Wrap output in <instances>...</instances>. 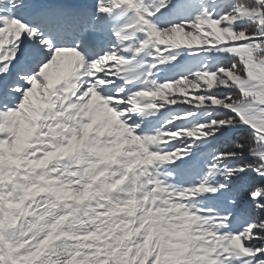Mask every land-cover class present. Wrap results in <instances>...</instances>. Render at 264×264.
Returning <instances> with one entry per match:
<instances>
[{
  "label": "rangeland",
  "instance_id": "rangeland-1",
  "mask_svg": "<svg viewBox=\"0 0 264 264\" xmlns=\"http://www.w3.org/2000/svg\"><path fill=\"white\" fill-rule=\"evenodd\" d=\"M106 2L108 4L106 11L113 14L112 20L108 21L106 17H101L100 23L115 27L121 41L125 36L129 39L130 43L121 44V47L133 53L132 59L139 55V63L147 65L141 68L140 80L146 85L152 75L153 64L159 62V60L147 59V56L152 55L149 49L156 47L157 55L162 56L165 50L159 49L160 42L167 44L168 48L177 47L170 44L173 42L183 44L187 48L198 49L233 38H245L240 33L220 28L219 23L211 21L210 18L203 21L199 29L191 33L180 29L175 32H162L160 36H156L152 22L147 20L151 15L147 11L150 5L145 4L144 0H106ZM92 10L91 14L90 11L84 12L89 20L96 14V0ZM125 13L123 19L117 20V17ZM138 32L148 34L143 42L133 39ZM184 46L179 47L184 48ZM103 51L102 46L100 52ZM126 59L117 56L113 68L119 70L121 61ZM107 63L108 61L104 60L97 65V68L107 66ZM243 63V72L246 76L238 73L235 75L233 72H227L226 69L222 70L224 77L205 72L201 78L174 84L170 89H161L160 95L142 96V99L145 105L155 108L156 111L164 105L177 104V101L182 99L181 104L166 113L176 119L173 114L179 112L184 104L196 102L197 105H205L211 102L218 107V104L225 101L218 99L215 95L217 91L207 94L206 90L233 82L236 90L239 89L235 98L243 94L247 108L242 110L237 106L240 103L239 99L223 104L226 105V109H231L236 117H239V122L243 121L244 124L249 125L260 140L264 141V64L256 59H244ZM79 64L80 61L77 60V63L74 61L73 66H69V61L65 60L60 65L54 66L43 84L38 83L25 108L10 113L6 123L0 121V131L9 133L8 139L0 140V203L10 206L5 210L0 204V264H44L45 261L55 264L57 260L60 264H217L218 254L226 245L242 248L243 241L235 238L229 240L222 236L217 231L220 225L216 219L206 214L202 215L205 209L201 206V202L192 198L200 191L209 190V185L204 183L205 177L211 180L215 176L223 175L224 167L220 164V160L213 157L210 159L209 170L203 176L190 177L192 183L201 182L198 190L187 189L173 183L168 179L172 174L162 167L169 160L182 155L189 133H194L196 139L207 135L203 132L204 125L179 126L176 132H166L157 128L154 139L134 138V134L130 135L127 127L122 133L117 134L100 131L96 125H93L87 135L77 131L74 134L75 139L72 138V134L61 138L58 144L62 147L54 146L57 141L52 139L50 134L41 133L37 136L33 131L32 135H27L28 131L43 119L44 112L50 104V96L54 97L48 91V85L64 78L70 70L72 75L78 73L79 67L75 65ZM89 71H92L91 67ZM197 88L205 90V94L198 95L201 90L198 91ZM142 91H155V89L146 87ZM63 94L68 98L69 93ZM55 95L57 97L51 100L54 101L51 107L55 106V102L64 103L67 99L64 96L65 99H61L60 91ZM96 103L103 104L106 101L100 99ZM212 109L214 108L206 107L204 114ZM87 111L88 109L82 110L80 119L90 123L91 118L86 114ZM59 119L58 117L57 120ZM217 122L224 124L216 119L212 120V123ZM21 130L23 131L18 136L17 132ZM223 134L224 131L218 133L200 151L204 152L212 147L211 144ZM170 142H173L170 149L166 148L165 146ZM150 145L156 150L152 151ZM68 146H72L75 150L67 152ZM61 148L66 151L65 155H51L47 161L41 160L46 152L57 153ZM79 153H87L95 164L96 179L88 177L80 181L79 174L70 179L71 172L76 171L78 166H74L70 171L63 169L52 171L57 163L66 162ZM257 154L264 159V153ZM35 157L39 160L30 162V159ZM62 171L63 175H61ZM100 173L104 175L101 176ZM42 175L44 181L39 180ZM117 180L120 183L114 188L107 187L95 197L80 201L71 197H65L63 200L57 198V192L64 189L66 184L68 185L66 191L77 192L83 191L86 184H92L95 190L103 185H112ZM37 183L46 190L33 189L32 192L25 193L26 188H33ZM133 192H135L134 197ZM29 200L30 204L26 205V201ZM129 200L133 201L132 204H128ZM19 201L22 206L25 205L26 214L16 213L11 207L12 203L18 204ZM49 201L55 203L56 207H61L60 211H56L58 215H68V212L74 211L77 217L87 220L89 225L87 233H95V235H88L85 239V231L69 232L66 226H62L54 234L52 242L44 252L34 256L35 241L27 235L25 228ZM206 206L219 207L217 198L209 196ZM108 213H111L110 217ZM89 216H96L97 219L89 220ZM71 219L72 217H69L65 225ZM144 220L148 222L144 223ZM104 221L107 223H102ZM113 221L116 224L121 221H131V223L125 229L115 226ZM110 226L112 231L109 233ZM22 232L25 239H20ZM61 232L66 234L61 235ZM61 242H67L69 245L63 253L57 248Z\"/></svg>",
  "mask_w": 264,
  "mask_h": 264
},
{
  "label": "snow or ice",
  "instance_id": "snow-or-ice-1",
  "mask_svg": "<svg viewBox=\"0 0 264 264\" xmlns=\"http://www.w3.org/2000/svg\"><path fill=\"white\" fill-rule=\"evenodd\" d=\"M144 3L150 5L147 11L151 15L147 20L152 22L156 36L180 29L191 33L210 18L218 22L220 28L240 33L245 38H233L198 49L168 48L167 44L160 42L159 49L165 50L162 56L157 55L156 47L149 49L152 55L147 59L159 62L153 64L146 85L140 80L141 68L147 65L139 63V55L132 59L133 53L121 47V44L130 43L129 39L125 36L121 41L115 27L100 23L101 17L112 20L113 14L106 11V0H96V14L90 20L82 12L64 8L58 0H0V121L6 123L10 113L25 108L38 83L43 84L54 66L65 60L73 66V62L79 60L80 64L75 65L79 72L73 75L67 87L61 85L58 89L61 99L63 93H69L66 101H57L54 107L46 109L43 119L27 135H32L33 131L37 136L50 134L57 141L54 146L62 147L58 144L61 138L72 134L75 139L77 131L87 135L93 125L100 131L117 134L127 127L134 138L151 139L155 138L157 128L176 132L179 126L204 125L203 132L207 135L196 139L194 133H189L182 155L162 167L172 174L168 179L173 183L198 190L201 182L192 183L190 177L204 175L209 170L208 159L201 167L203 157L211 155L226 165L223 175L211 180L205 177L204 183L209 185V190L192 197L205 209L202 215L216 219L220 225L217 231L222 236L243 241L242 248L226 245L218 254L217 264H264V159L257 154L264 153V141L243 121L239 124L212 123L213 119L219 118L211 113L210 118L205 117L204 109L219 111L220 108L211 102L184 104L173 114L176 117L173 119L166 113L181 104L182 99L177 104L164 105L159 111L145 105L142 99V96L160 95L161 89H170L174 84L196 80L205 72L224 77L222 70L226 69L246 76L244 59H256L264 64V0H144ZM21 9L40 23L26 22L18 15ZM124 15L126 13L117 20L123 19ZM147 35L138 32L133 39L143 42ZM102 46L104 51L101 53ZM117 56L127 58L121 61L119 70L113 68ZM104 60L108 61L107 66L97 68ZM90 67L92 71H89ZM146 87L155 91H142ZM212 91L206 90L207 94ZM197 94L204 95L205 90ZM100 99L106 103H96ZM218 99L225 100V103L239 99L237 106L242 110L247 108L243 94L239 98L220 96ZM83 109H88L86 114L91 118L90 123L80 119ZM224 112L235 116L231 109ZM235 118L239 120L238 116ZM241 128H246L251 135H242L244 141L239 136L233 141L232 149L200 151L218 133ZM8 138L7 131H0V140ZM171 143L165 147L170 149ZM150 149L156 150L151 145ZM52 154L46 152L45 159ZM220 195L224 200L219 207L206 206L209 196Z\"/></svg>",
  "mask_w": 264,
  "mask_h": 264
},
{
  "label": "clouds",
  "instance_id": "clouds-1",
  "mask_svg": "<svg viewBox=\"0 0 264 264\" xmlns=\"http://www.w3.org/2000/svg\"><path fill=\"white\" fill-rule=\"evenodd\" d=\"M118 74V73H117ZM75 149L72 146H68L67 152H72ZM65 155L66 151L61 148L57 150V153H53L52 155ZM74 166L76 167V171L71 172V177H76L77 174H79V180L83 181L88 177H91L92 179H96L95 176V164L92 163L90 157L87 155V153H79L76 156L72 157L66 162L63 163H57L53 168L52 171L55 172L57 169H63L70 171L73 169ZM61 175H63V171L61 172ZM101 176L104 175V173H100ZM40 181H44V176L39 177ZM120 181L117 180L112 185H103L98 189L93 190L92 184H86L84 185L83 191H77V192H69L65 189L68 188V185H64V189H61L57 192V198L59 200H63L65 197H71L72 199H75L77 201L84 200L89 197H95L99 195L100 193L104 192L105 188L107 187H115L116 184H119ZM33 189H36L38 191H45L46 189L42 188L39 183L33 185V188H26L25 193L28 194L33 191ZM133 197L135 196V192L132 193ZM23 199V198H22ZM107 199V197H105ZM132 200L128 201V204H132ZM56 204L49 201L46 203V207L40 211L38 216L33 217L31 221L28 222L25 231L28 236L31 237L34 243L35 252L33 253L34 256H39L41 253L44 252V250L49 246V244L52 242L54 238V234L58 232V230L61 229L62 226H66L68 231H85L87 238L88 235H95V233H87V227L88 221L85 220L82 217H77L75 215V212H68V215H58L55 211ZM129 214L131 215V210L129 211ZM87 216V212L85 213ZM109 217L111 216V213H108ZM69 217H72L71 221L65 225V221L69 220ZM89 220H95L97 219L96 216H89ZM143 219V217H141ZM147 220H144V223H147ZM102 223H107V221H104ZM117 227H124L127 229L129 227V224L131 221H121L119 224H116L115 221L112 222ZM99 227V226H98ZM141 227H143V224H141ZM112 231V227H109V233ZM66 233L61 232V235H64ZM20 239H25V236L22 232V235ZM25 242H27L25 240ZM69 247L67 242H61L57 245L58 250L63 253V251ZM44 264H49V261H45ZM55 264H60V261L57 260Z\"/></svg>",
  "mask_w": 264,
  "mask_h": 264
},
{
  "label": "trees",
  "instance_id": "trees-1",
  "mask_svg": "<svg viewBox=\"0 0 264 264\" xmlns=\"http://www.w3.org/2000/svg\"><path fill=\"white\" fill-rule=\"evenodd\" d=\"M232 93L233 92H231V94ZM223 95H224L223 92H220V93L217 94L218 97L223 96ZM211 115H213L215 117H218L219 119L218 120L216 119L217 121H223L224 123H237V124H239V121L236 120V118H235L236 116L226 115L225 112H218V114L212 113ZM225 131H227V130H225ZM242 135H249L250 136L251 134L248 132V130L246 128L232 129L231 131H229V132L223 134L222 136H220L216 142L211 144L213 146L209 147L207 149L215 148L216 150L221 151V152L228 151V150L232 149L233 141L236 140L239 136H241L240 137L241 141L245 140V137L242 136ZM239 142L240 141H236V143H239ZM212 158H213V156H211V155L209 157H207V156L203 157L201 159V161H200L201 167H203V164H204L205 160L208 159V161L210 163V159H212ZM234 162H239V161H232V162L229 161L228 163H234ZM220 164L224 167L223 169L226 168V165H223L221 163V161H220ZM213 178H215V177H213ZM215 197L217 198L218 203H220V202H222L224 200V196L223 195L215 196ZM17 208H18V210H20L19 207H17ZM23 210H24V208H23ZM23 210H21V211H23ZM23 213H24V211H23Z\"/></svg>",
  "mask_w": 264,
  "mask_h": 264
},
{
  "label": "bare ground",
  "instance_id": "bare-ground-1",
  "mask_svg": "<svg viewBox=\"0 0 264 264\" xmlns=\"http://www.w3.org/2000/svg\"><path fill=\"white\" fill-rule=\"evenodd\" d=\"M89 3L91 4V6L93 5V0H91V1H89ZM128 9V8H127ZM131 10H129V12H130ZM65 76H67V77H69V82H68V84L71 82V80H72V77H73V75L71 74V72L70 71H68L67 73H66V75ZM60 95V94H59ZM63 96L64 97H66L64 94H63ZM67 98V97H66ZM65 99V98H64ZM66 100V99H65ZM53 102L52 101H50V104H49V107H51V104H52Z\"/></svg>",
  "mask_w": 264,
  "mask_h": 264
},
{
  "label": "water",
  "instance_id": "water-1",
  "mask_svg": "<svg viewBox=\"0 0 264 264\" xmlns=\"http://www.w3.org/2000/svg\"><path fill=\"white\" fill-rule=\"evenodd\" d=\"M59 209V208H58Z\"/></svg>",
  "mask_w": 264,
  "mask_h": 264
}]
</instances>
